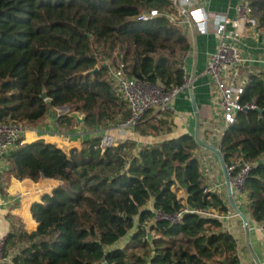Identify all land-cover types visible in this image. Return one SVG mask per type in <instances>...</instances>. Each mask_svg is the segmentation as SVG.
<instances>
[{"label": "trees", "instance_id": "1", "mask_svg": "<svg viewBox=\"0 0 264 264\" xmlns=\"http://www.w3.org/2000/svg\"><path fill=\"white\" fill-rule=\"evenodd\" d=\"M246 1L264 37V0ZM151 9L158 15L137 19ZM185 22L173 0H0V122L33 125L67 105L88 127H114L128 108L108 66L123 64L129 76L165 89L181 85L180 57L190 46ZM242 99L264 108V70L249 75ZM164 123H148L149 131ZM98 142L67 154L35 140L10 152L15 178L43 175L61 184L32 204L34 231L8 234L0 264H240L222 220L191 211L169 219L184 209L230 208L208 188L193 135L139 147L126 140L104 150ZM218 148L226 165L254 163L243 193L250 216L264 225V113L239 112ZM134 228L133 239L149 243L150 254L113 247Z\"/></svg>", "mask_w": 264, "mask_h": 264}, {"label": "crops", "instance_id": "2", "mask_svg": "<svg viewBox=\"0 0 264 264\" xmlns=\"http://www.w3.org/2000/svg\"><path fill=\"white\" fill-rule=\"evenodd\" d=\"M244 0H198L208 15L204 30L197 25H190L185 17L189 48L182 53L180 59L184 74L189 79L191 91L197 107L194 113L188 93V87L180 91L171 103L168 112L162 114L150 112L141 124L124 131L115 127L91 128L77 122L68 112L62 113L58 108H50L45 116L36 124H24L21 130L23 143L43 140L54 144L69 153L71 149L80 150L84 141L100 139L105 129L115 132L117 143L126 140L135 142L136 146L155 145L164 140L177 138L182 134H194L196 124L199 125V136L206 143L218 148L219 140L216 131L220 127L219 108L215 103V92L210 78L206 74L208 57L217 50L219 38L215 33L214 16H224L229 21L236 17V6ZM182 3V0H180ZM229 30L232 24H226ZM238 45L243 55L250 59L244 66L238 68V76L248 78L250 74L264 70V37L256 30L249 28L238 38ZM68 115L69 119L64 118ZM158 119L165 120L162 130L151 132L149 124H157ZM114 130V131H113ZM144 130V131H143ZM200 161V167L210 190L218 192L229 205L221 166L216 155L201 146L195 150ZM9 154L0 163V241L5 240L11 232L24 230L32 232L37 223L32 217L31 206L41 202L45 194H51L53 189L61 184L59 180L40 177L37 181L29 178L17 179L10 172ZM235 201L250 224L249 243L245 226L239 217L223 222V227L237 241V253L240 264H264V225L259 224L250 216L247 209L246 194L235 197ZM117 247V246H113ZM1 257V253H0Z\"/></svg>", "mask_w": 264, "mask_h": 264}, {"label": "built area", "instance_id": "3", "mask_svg": "<svg viewBox=\"0 0 264 264\" xmlns=\"http://www.w3.org/2000/svg\"><path fill=\"white\" fill-rule=\"evenodd\" d=\"M197 1L182 0L181 4L193 24L204 30L208 15L201 7L197 6ZM235 10L236 17L231 21L224 16L215 15L213 17L215 20V33L219 38V43L217 50L209 55L205 71L211 80L215 92V103L219 108L220 127L216 131L219 138L229 126L235 123L239 112L258 107L255 99L252 101H243L242 99L248 84V78L239 77L238 68L244 66L250 59L243 55L237 42L238 38L244 35L249 28L256 30L258 35H262V33L258 28L257 19L253 16V10L246 0L238 3ZM158 13V10L151 9L147 13L139 14L137 19L140 21L149 20L157 16ZM229 22L232 24L231 30L226 26ZM181 67L183 69L182 65ZM108 75L117 93L124 99L128 108V117L114 126L119 131L134 128L142 121L148 111L152 110L155 113L168 112L175 96L189 85V79L184 76L181 85L165 89L159 83H149L129 76L125 73L123 64L108 66ZM57 108L62 113L68 112L70 109L68 106L67 110ZM23 125L13 122H0V163L3 158L23 143L21 137ZM116 144V138L111 134V130L105 129L97 147L104 150ZM253 165L252 162L242 160L226 165L234 199L244 194L243 187ZM184 211L218 218L223 222L237 216L231 207L224 213H218L213 209H184L169 219L173 222L179 221ZM2 245L3 240L0 241V249Z\"/></svg>", "mask_w": 264, "mask_h": 264}, {"label": "water", "instance_id": "4", "mask_svg": "<svg viewBox=\"0 0 264 264\" xmlns=\"http://www.w3.org/2000/svg\"><path fill=\"white\" fill-rule=\"evenodd\" d=\"M173 4H174L175 9H177L183 16H185V17L188 18V21L190 22V25L193 27V22L188 17V13L184 9V7L182 6L180 0H173ZM97 69L98 68L95 67L94 69H92L90 71V73H94ZM188 88H189L188 89V93H189V97H190L192 109H193L194 113L197 115V107H196L195 102H194V98H193V95H192L191 85L190 84L188 85ZM41 97L43 99L46 98V96H45L44 93L41 94ZM60 109L61 110H67V106H61ZM256 109L260 113H264V108L257 107ZM68 115L70 117L74 118L79 123H82L84 121V118H85V116L83 114H80L78 111H75V110L74 111H70L68 113ZM193 137H194V139L196 140V142H197V144L199 146H201L202 148H205V149L213 152L216 155V157H217V159L219 161V164L221 166V169H222V173H223V177H224V182H225V187H226V192H227V198H228L229 205L234 210V212L237 214V216L240 219H242L243 224L245 226L247 240H248V243H249L250 224H249V221H248V218H247L246 214L242 210L239 209V207L237 206V204H236V202L234 200L233 193H232V189H231V183H230L229 176H228L227 170H226V164L224 162L223 155H222V153L220 151V148H217L215 146H212V145L206 143L205 141H203L201 139V137L199 136V125H198V123L196 124ZM41 177H44V176L41 175ZM147 237H148L149 241L152 240V236L150 235V233L147 234ZM102 264H107V263L106 262H103ZM257 264H261V263H259L257 261Z\"/></svg>", "mask_w": 264, "mask_h": 264}, {"label": "rangeland", "instance_id": "5", "mask_svg": "<svg viewBox=\"0 0 264 264\" xmlns=\"http://www.w3.org/2000/svg\"><path fill=\"white\" fill-rule=\"evenodd\" d=\"M104 63H108L109 64V61L108 60H104ZM67 106V105H65ZM69 107V106H68ZM70 108V107H69ZM71 110V109H70ZM150 112H153L152 110L151 111H148L144 117ZM164 113V112H162ZM65 118V117H64ZM158 120H161V119H158ZM114 131V130H113ZM111 134L113 136H116L115 135V132H112L111 131ZM136 228L130 230L124 237H122L119 241H117L114 246H117L119 248H124L126 249V252L128 253H135V254H150L151 252V246L149 243L147 244H143L141 243L140 241H137L135 239H133V234L135 232ZM151 235V234H150ZM153 237V236H152Z\"/></svg>", "mask_w": 264, "mask_h": 264}]
</instances>
